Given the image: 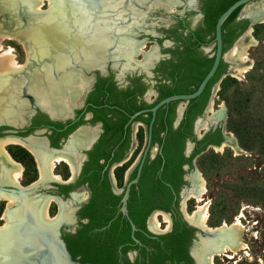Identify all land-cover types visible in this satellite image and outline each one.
Wrapping results in <instances>:
<instances>
[{"label":"flooded vegetation","instance_id":"1","mask_svg":"<svg viewBox=\"0 0 264 264\" xmlns=\"http://www.w3.org/2000/svg\"><path fill=\"white\" fill-rule=\"evenodd\" d=\"M263 1L244 16H240L241 7L223 33L221 28L222 52L241 35L250 37V17L263 20L256 14L263 11ZM171 2L153 0L145 13L127 9L134 15L133 28L142 25L138 18L150 12L163 19L151 24L152 32L131 40L132 46L125 52H115L116 44H112L105 55L90 62L83 61L79 49H71L68 83L63 81L66 65H60L51 73L58 80L56 89L40 88L35 97L22 88L12 90L10 75L19 71L9 74L0 88V186L13 184L46 192L42 198L33 197L35 192L27 198L40 208L51 200L52 219L60 214L59 204L63 205L68 224L60 228V237L66 249L83 245L85 255H96L101 264H210L211 256L213 260L232 259L228 257L232 252L227 254L223 248L226 241L218 243L220 234L206 236L210 228L225 229V222L211 225L208 218L203 223L200 210L207 205V190L202 185L203 173L196 170L205 151H221L225 144L235 142L229 132L226 141L223 104L210 103L216 83L228 71L226 60L221 59L210 80L217 77L201 101L190 107V100L170 101L154 117L150 111L169 96L194 92L196 81L208 67L207 59L214 60L215 27L212 30L207 23L204 11L210 1L196 0L194 6L187 2L180 13L175 11L182 2ZM154 4L158 7L151 9ZM213 5L219 9L221 1ZM121 35L117 33L114 43ZM25 82L16 84L24 86ZM21 90L33 102L28 113L15 104ZM199 110L201 114L192 118ZM206 113L212 116L207 118ZM10 146L33 161L36 178L31 183L21 185L9 176L12 165L22 167L18 182L26 171L6 150ZM140 165L137 182L130 184ZM197 194H201L200 200L195 198ZM1 202L6 209L8 199Z\"/></svg>","mask_w":264,"mask_h":264},{"label":"rangeland","instance_id":"2","mask_svg":"<svg viewBox=\"0 0 264 264\" xmlns=\"http://www.w3.org/2000/svg\"><path fill=\"white\" fill-rule=\"evenodd\" d=\"M36 1L38 0H0V17L8 20V23L14 26V31H20L25 26L15 18V12L18 7L25 6L31 12L39 11V13L44 14L49 12L50 8H53L52 2L45 1L38 10L34 6ZM65 1L67 0H58L59 9L54 13L53 20L63 15V20L66 22L69 21L67 11L66 14L64 11V9L67 10ZM68 1L72 8L70 11L72 20L74 19L71 26V36L76 38L78 35H76V32H81V40L85 42V44H70L72 49H79L80 56H83V52L87 46V48H95L98 45L97 38L94 36L102 29V31L106 29V35L113 42L116 40L114 37H116L117 33H122L117 39H119L118 41H126L128 45L131 44V40L134 41L139 38L142 33L148 34L152 32L150 27L153 25L151 24L163 19L157 12H150L146 16L138 18V23L142 25L133 28L134 20L132 17L134 15H129L130 12L127 9L134 13H145L153 0H103L102 5L104 8L101 7V9L103 8V12L101 13H104V16H106L99 23L94 24L91 23L92 16H89L88 12L82 8L81 3L77 0ZM154 1L156 3V0ZM169 1L167 0V2ZM180 1L182 3L176 6L175 13H180L189 0ZM260 1L262 0H253L247 4L240 12V16L247 15L249 8ZM162 4L164 3H159L160 6H163ZM158 11H163V8L159 7ZM78 12L86 15V19H79L77 16ZM101 13L99 12L98 14L101 15ZM261 21L249 26L253 30L249 38L247 33L241 35L225 52L228 71L215 85L216 90L218 88L220 89L217 92L214 89L210 97V103L214 101L215 104H223V109L221 110L223 111L225 130L231 134L230 137L234 139L235 146L239 149L236 151L234 143L227 144L230 147H226L224 150L217 152L209 149L196 162L197 172L203 173V178L206 181V202L209 203V222L211 225L217 226L220 222L231 223L243 210V206L247 207L244 211V217L241 220L244 226L243 240L247 248L245 251H238L237 255L232 259L217 257L214 260V264H260V261L264 264V147H260L261 143L264 144V20ZM251 36L256 40V44L248 50L250 63L240 65L238 61H235L238 59L232 56L233 51L235 48L240 47L242 43L247 42ZM247 38L248 40L246 41ZM105 45L107 46L106 50L112 46V44ZM125 45L116 44L113 50L117 52V47L121 46L127 48ZM1 47L0 55L5 50L12 48L16 62L20 66L26 64L27 55L23 44L15 40H5V42H2ZM35 48L33 57L38 55L44 56L45 52L43 48L40 50L36 45ZM243 65H249V70L242 76H237L234 71ZM43 75L46 76L47 74L44 73ZM25 81L22 89L28 91L31 78L26 77ZM31 89L33 90V88ZM33 93H35L34 90ZM23 94L21 90L16 97L18 102L15 104L20 109L25 110L23 113H28L33 110V102L31 103L30 95L24 96ZM237 102H240L242 105L241 116L248 118V125L251 131L262 137L260 143V140L257 143H253V138L250 136L247 137L244 134L238 135L234 124H230L229 117L232 116L235 119L237 116L235 113H231L229 106ZM213 112H218V109ZM205 116L209 118L212 114L206 113ZM6 150L12 152L15 160L21 162L24 168H26L21 185H26L34 181L36 178V170L29 155L12 146L6 147ZM203 162L206 166L203 165ZM44 188L46 190L47 186ZM35 193L33 197L41 198L47 194L46 192L40 191ZM50 208L53 210L52 206ZM4 209L5 203L1 202L0 227L5 225V222L2 220V214L5 212Z\"/></svg>","mask_w":264,"mask_h":264},{"label":"bare ground","instance_id":"3","mask_svg":"<svg viewBox=\"0 0 264 264\" xmlns=\"http://www.w3.org/2000/svg\"><path fill=\"white\" fill-rule=\"evenodd\" d=\"M45 1L52 2L53 4V8H50V11L45 14L39 13V11L31 12L25 6H20L16 9L15 18L19 22L24 24L25 26V28L21 29L20 31H14L15 30L14 26L11 23H8V20L3 19L4 17H0V48H2L1 46H2L3 41L5 42V40H15L23 44L26 50V55H27V62L23 66H20L16 62V59L13 55L12 48L5 50L0 55V88L5 78L9 77V74L19 71L20 74L18 75H10L11 77L10 79L14 80V85L9 87L12 90L13 89L18 90V89L23 88V86H21L20 84H16V83L22 80L25 81L26 77L31 78V85L29 89L33 88L36 94L38 92L37 90L40 88L56 89L58 88V86H56V81L58 80H57V77L55 75L52 76L51 73H56V67L60 65L61 66L66 65V68H67L64 71L67 73L66 75L63 76V81L68 83L71 80V76H70L71 74H69V66H70L69 59L71 57L70 52H71L72 46H70V44L71 45L72 44L73 45L74 44H85V42L81 40V32L80 33L76 32V35L78 34L76 38L71 36L72 35L71 26H72L74 19L72 20V17H71L72 14L70 11L72 8H71L69 1L68 0H67L68 2L65 1L67 10L64 9L65 14L67 11V15L69 16L68 22L63 20V15H60L62 19L61 17H58V19L53 20L54 13L59 9L58 0H38L34 4L35 8L39 10ZM77 1L82 4L83 6L82 8L88 12L89 16L90 15L92 16L91 23H94V24L99 23L103 18H105L106 15L104 16V13H101L103 12V8H104L102 5L103 0H97V1L92 0V2L88 4L91 7L95 6V3L99 4L100 6L99 12L101 13V15L98 14L99 12L97 13L95 11L98 9H95L94 7H92V9H88L86 7L85 2L80 1V0H77ZM262 5L264 8V3ZM101 7L103 8L101 9ZM79 12L77 13L78 18L81 20H85L86 15H82ZM65 14H64V17H65ZM256 14H259L261 15V17H264V9L263 11L259 10V12H257ZM129 15L133 16V13H130ZM255 19L258 22H262L260 18H255ZM102 30L97 32L96 35L94 36L97 38L98 45L95 48H87L88 47L87 46L85 51L83 52V56L81 55V58L83 59V61L84 60L86 61V59L91 61L92 58L94 59L96 56L99 57V56L105 55L106 47H107L105 44L114 43L113 40L110 41L109 37L106 35V32H105L106 29L104 31ZM34 44L40 50L41 48L44 49V52H45L44 56H39V55L36 57L32 56L34 53V48H35ZM114 44H126L125 46L128 48L130 47V45H132V44L127 45L126 41L125 42L117 41V43H114ZM255 44H256V40L253 38V36H251V38L247 42L242 43L240 47L234 49L232 56H234L235 59H238V60H235V59L234 60L236 62L238 61L240 65L245 64V63H250V59L248 57V50L252 48L253 46H255ZM124 49L126 50V48L121 46V47H117L116 51L119 52ZM116 56H118V53L116 54ZM49 68L51 69L50 71L48 70ZM249 68H250L249 65L248 66L243 65L239 67L238 69H236L234 72L237 74V76H242L249 70ZM44 73L47 75L46 76L43 75ZM43 81L52 82V85L48 86V85H44L40 83ZM33 83H35V85ZM29 93L32 94L34 97L36 96L33 92H29ZM226 147H228L227 144L222 146L221 150H224V148ZM234 148L236 149V151H238L239 149L237 146H235V142H234ZM2 149H3V146L1 150ZM11 168L12 169L9 171V176L15 182L21 183L18 181H19L20 175L22 174V167L19 166L17 168L14 165H12ZM40 179H41V176H40ZM205 184H206V181L203 180V183H202L203 188L205 187ZM195 198L197 200H200L201 194L195 195ZM1 199H8V204H7L6 210L3 215V219L5 220V225L3 227H0V257H1L0 264H20V262L23 261L26 255L24 252V249L32 245V240L29 239V237L25 233V230H27V228L24 227L25 217L26 216H31V217L36 216L35 218L38 221L50 224L54 222L55 220H57L61 215L62 216L66 215V212H65L66 209H63V205L59 204L60 214L55 219H52L49 215V206H50L51 200H48L44 204V206L40 208L39 203L33 201L31 198L24 197L22 198V200H19L15 198V196L13 197L11 195L1 193L0 200ZM243 207H244L243 210L240 212L237 218L233 221L232 225H229L226 222L224 223L223 228L229 229L230 231L220 234V236L218 237V243L226 241V243L223 246L224 249H227L226 253L228 254V250L232 252L228 254L229 258H234L237 255L238 251H242V250L245 251V249L247 248L243 240L244 226L242 225V222H241L242 218L244 217V211L247 209V207L245 206ZM200 214H201V219L203 223H205L206 220L209 218V203H207V205L204 208H201ZM209 259H210L209 260L210 264H214L213 256H211ZM260 264H263V263H261L260 261Z\"/></svg>","mask_w":264,"mask_h":264},{"label":"water","instance_id":"4","mask_svg":"<svg viewBox=\"0 0 264 264\" xmlns=\"http://www.w3.org/2000/svg\"><path fill=\"white\" fill-rule=\"evenodd\" d=\"M86 3V7L88 9H92V7L97 8L95 10L97 13L100 11L99 4L95 3V6L88 5L92 0H80ZM94 1V0H93ZM97 1V0H96ZM252 0H237L232 5H230L217 19L215 24V53H214V60L210 70L207 72L205 77L202 79L201 83L197 87V89L189 94H182V95H172L157 103L152 109H150L151 113L155 114V111L164 104L169 103L173 100H180V101H189L191 99H195L200 96V94L205 89L207 83L215 74L218 65L221 59H225V53L222 52V36H221V28L225 20L239 7L244 8L247 4H249ZM179 0H172L170 4H178ZM196 4V0H189L188 5L194 6ZM158 5L154 4L150 8H157ZM171 15H168L170 17ZM251 25H254L258 21L255 18L250 17ZM239 63V62H238ZM29 92L25 91V94ZM140 113V112H139ZM139 113L135 114L137 116ZM226 141L230 139L229 133L225 132ZM142 165V163H141ZM141 165L139 166L137 175L131 183H136L141 170ZM36 188L31 189H23V187H19L13 184H5L4 186H0V192H5L7 194L13 195L18 199L22 197H28L29 195L35 192ZM129 188H127L125 195L123 197V207L122 211L126 213V200L128 196ZM68 224V219L64 216H60L54 222L47 224L44 222L38 221L35 217L26 216L25 217V225L24 227L27 228L25 230L26 235L29 239L32 240V245L24 249L25 258L23 259L20 264H81L78 261L72 259L69 252L66 249L65 243L60 237V228L62 225ZM231 224V223H230ZM229 224V225H230ZM221 227V226H220ZM218 228H210V232L206 234L208 238H213L217 234H223L229 232V229H221Z\"/></svg>","mask_w":264,"mask_h":264},{"label":"trees","instance_id":"5","mask_svg":"<svg viewBox=\"0 0 264 264\" xmlns=\"http://www.w3.org/2000/svg\"><path fill=\"white\" fill-rule=\"evenodd\" d=\"M209 4L205 7L204 11H205V17H206V20H207V23L211 26L212 30H214V27H215V23H216V20L218 19V17L230 6L232 5L235 1L237 0H220L221 1V5L218 7L219 9H217L213 3H215L216 0H209ZM241 7L237 8L227 19L226 21L224 22L223 26H222V33H223V29L225 27L226 24H228L233 18H235L238 14V12L240 11ZM224 35V34H223ZM232 44H228V46L226 48L223 49V52H226L227 49L229 47H231ZM208 61V67L207 69L201 74L200 78L196 81V85H195V88L192 90L194 91L198 85L200 84V82L202 81V79L204 78V76L206 75V73L208 72V70L210 69L211 65H212V62H213V58L211 59H207ZM221 65V64H220ZM218 72V71H217ZM216 72V73H217ZM217 77V76H216ZM214 77L212 80H210V82L207 84L204 92L196 99H192L189 101V107L190 106H193L195 105V101L196 100H202L204 97H205V91L208 87V85L213 82L215 80ZM191 91V92H192ZM244 106V105H243ZM230 109H231V113H235V115L237 116V118H233L232 116H230V124H234L235 126V130L237 131V134L240 135V134H244L245 136H250L253 138L252 142L253 143H257V141H259V143L262 141V137L260 135H258L257 133L255 132H252L251 129L249 128V125H248V118L245 117V116H241V108H242V105L240 102H237L236 104H231V106H229ZM201 114V110H199L192 118H195V116H198ZM220 141V139H219ZM263 143H261L260 147H264V144L262 145ZM203 165L206 166L203 162ZM67 250L68 252L70 253L72 259L78 261L79 263L81 264H85L86 262H90L91 264H101L100 263V260H99V257H97L96 255L91 257V258H88L86 255H85V249H84V246L83 245H80V246H71V245H68L67 246Z\"/></svg>","mask_w":264,"mask_h":264}]
</instances>
